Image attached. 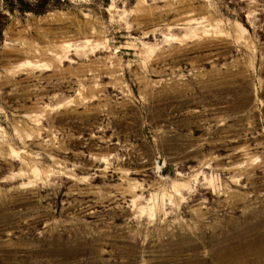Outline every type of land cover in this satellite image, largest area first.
I'll list each match as a JSON object with an SVG mask.
<instances>
[{
	"label": "rangeland",
	"instance_id": "obj_1",
	"mask_svg": "<svg viewBox=\"0 0 264 264\" xmlns=\"http://www.w3.org/2000/svg\"><path fill=\"white\" fill-rule=\"evenodd\" d=\"M24 1L0 264H264V0Z\"/></svg>",
	"mask_w": 264,
	"mask_h": 264
},
{
	"label": "trees",
	"instance_id": "obj_2",
	"mask_svg": "<svg viewBox=\"0 0 264 264\" xmlns=\"http://www.w3.org/2000/svg\"><path fill=\"white\" fill-rule=\"evenodd\" d=\"M9 10L13 11V8H10ZM18 10L22 11V12H33L35 14H39V13L45 12L44 9H38V7H32L28 3V1H24V0H19V8H18ZM2 26H4V23L2 25L0 24V34H1Z\"/></svg>",
	"mask_w": 264,
	"mask_h": 264
}]
</instances>
